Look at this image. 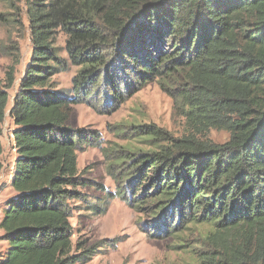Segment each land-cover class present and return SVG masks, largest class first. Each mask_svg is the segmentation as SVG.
Returning <instances> with one entry per match:
<instances>
[{
  "label": "trees",
  "instance_id": "16d2710c",
  "mask_svg": "<svg viewBox=\"0 0 264 264\" xmlns=\"http://www.w3.org/2000/svg\"><path fill=\"white\" fill-rule=\"evenodd\" d=\"M0 1L18 11L15 0ZM25 1L32 52L9 113L15 196L0 220L6 245L0 264L82 262L83 253L71 255V202L89 186L77 153L98 147L100 137L68 128L69 112L98 99L104 107L111 100L119 105L151 82L172 96L191 129L175 139L153 125L133 128L152 149L116 159L117 166L130 164V198L123 190L121 199L164 235L187 224L235 232L202 264H264V0ZM57 33L68 61L57 57ZM12 51L0 80V174L9 90L20 63L18 47ZM68 63L78 72L71 96H64L52 78ZM209 130L229 140L199 139Z\"/></svg>",
  "mask_w": 264,
  "mask_h": 264
},
{
  "label": "rangeland",
  "instance_id": "374dc122",
  "mask_svg": "<svg viewBox=\"0 0 264 264\" xmlns=\"http://www.w3.org/2000/svg\"><path fill=\"white\" fill-rule=\"evenodd\" d=\"M14 2L18 11H14L8 2L0 1V80L12 64L8 54H12L13 47L17 46L20 63L15 67L16 85L30 63L32 43L26 1ZM64 44L65 37L57 33L54 43L57 57L68 61ZM68 66L66 72L52 78L54 88L64 96H71V79L78 72L69 63ZM13 91L9 90L10 95ZM145 125L156 126L175 139L184 137L191 129L181 111L175 108L172 96L162 91L157 82L138 89L119 105L111 100L108 107H104L98 99L91 107L80 104L69 112L68 128L94 132L100 137L98 147L86 146L77 153L80 177L89 182V186L77 189L83 198L71 202V255H84L82 262L77 264H202L203 255L218 250L226 239L231 244L236 237L235 232L215 234L210 224L182 225L178 231L164 235L163 227L159 230L148 225L150 218L145 212L131 208L121 199L119 193L123 190L125 197L130 198V190L125 186L130 164L117 166L116 159L125 157L127 152L152 149L147 140L136 137L133 131V128ZM5 128L7 126L3 125L9 139ZM199 139L220 145L229 140V135L224 131L209 130ZM2 141L6 146L2 161L8 169L14 150L12 148V152L6 145L4 137ZM11 196L12 191L1 185L0 220L5 202ZM214 235L220 237L219 241H213ZM5 249L6 245L0 240V256Z\"/></svg>",
  "mask_w": 264,
  "mask_h": 264
},
{
  "label": "crops",
  "instance_id": "0c3cea01",
  "mask_svg": "<svg viewBox=\"0 0 264 264\" xmlns=\"http://www.w3.org/2000/svg\"><path fill=\"white\" fill-rule=\"evenodd\" d=\"M18 84L19 83L16 82V85L14 84V86L12 87V90H14L12 95H10V93H9V101H8V106H7L6 118H5V122H4V126L5 127L7 126V129L6 128L5 129H6V133H8V135H9V139L6 137V134H4V132H5L4 129H3V132H2V138L4 137L5 140H7L6 141V145H8V147L10 148L11 151H12V148L14 146L13 131L16 129V127L13 124V121L10 119L9 113H10V110H11V108L13 106L14 95H15V93L17 91ZM2 138H1V143H2V146H3V152H5L6 146L3 145ZM3 154L4 153H2V155ZM16 157L17 156H16L15 152H13V154L11 156V161L9 162L8 169L6 167V164L3 163V169H2V172L0 174V186L4 184V185H6V188L8 190H10V191H12V189L10 187V181H11L12 173H13V164H14V161H15ZM1 159H2V156H1ZM6 172H7V174H6ZM14 196H15V194L12 191V196L10 198H12ZM1 216H2V214H1Z\"/></svg>",
  "mask_w": 264,
  "mask_h": 264
}]
</instances>
